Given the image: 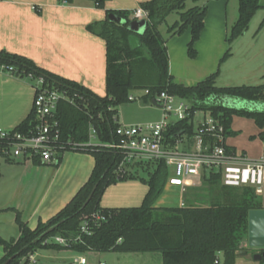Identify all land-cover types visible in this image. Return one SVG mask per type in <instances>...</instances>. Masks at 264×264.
<instances>
[{
  "label": "trees",
  "instance_id": "16d2710c",
  "mask_svg": "<svg viewBox=\"0 0 264 264\" xmlns=\"http://www.w3.org/2000/svg\"><path fill=\"white\" fill-rule=\"evenodd\" d=\"M70 4L74 0H57ZM91 1L104 8L107 0ZM187 0H148L139 7L147 12L142 32L129 29L132 11L107 10L100 22L89 24L87 29L105 41V95L99 96L86 87L38 67L30 59L0 50V70L31 84L39 78L43 85L65 91L68 99L57 106L60 124V152L78 151L94 158V166L87 181L69 202L46 222H39L30 229L16 214L19 236L4 239L0 236L3 255L0 264L9 258L8 264H20L23 258L39 249L69 250L79 255L87 252H159L162 264H236L240 245L247 237L248 213L263 209L254 189L248 186L230 187L222 184L221 172L203 168L200 184L187 187L181 207H154L153 203L162 193L169 174L164 161H136L123 166L125 173L118 171L123 159L116 149L102 144L116 140L114 130L118 126V109L131 103L129 95L147 89L141 96L144 105H152L156 94L165 91L187 101L190 105L187 118L170 124L165 137L170 145L185 138L189 147L196 133L193 118L202 111L223 127L224 140L235 135L231 129L233 116L252 119L262 129L258 134L264 138V110H246L222 104L224 97L246 101L264 102V82L259 85L217 86L216 74L193 86L176 83L169 72L166 38L159 30L171 13L178 19L167 27L169 35H179L190 29L187 54L196 56L194 44L203 28L206 8L194 4L186 8ZM237 19L230 27L227 40L231 43L247 28L254 14L264 8L261 0H237ZM114 15L122 21L110 17ZM264 28V17L260 23ZM228 53H226L227 56ZM33 125V115L15 129L27 132ZM94 129L97 144H89L90 130ZM210 147L218 144L215 137H205ZM223 146L227 153H236L232 147ZM6 147L0 141V150ZM4 155V154H3ZM60 156L58 157V159ZM126 179H139L148 186L140 206L103 208L101 196L111 184ZM94 189V190H93ZM93 190V192H92ZM91 198L82 208L87 197ZM104 216L105 220H96ZM50 233L39 238L49 227ZM85 226L89 233L81 230ZM60 236L65 244L57 243ZM38 240L34 242L35 239ZM264 256L258 264H264Z\"/></svg>",
  "mask_w": 264,
  "mask_h": 264
},
{
  "label": "crops",
  "instance_id": "0c3cea01",
  "mask_svg": "<svg viewBox=\"0 0 264 264\" xmlns=\"http://www.w3.org/2000/svg\"><path fill=\"white\" fill-rule=\"evenodd\" d=\"M145 1L148 0H107L104 8H98L86 0H74L70 4H59L57 0H0V50L24 56L38 67L104 96L105 41L89 32L87 26L104 20L107 10L133 12ZM237 2H196L206 8V14L200 36L194 44L196 56L193 58L187 54L189 28L179 35H169L167 27L176 20L162 27L165 34L159 25L160 32L166 38L169 72L176 83L193 86L212 74H216L217 86L259 85L264 82V28L260 26L264 8H260L256 20L253 22L258 11L248 28L229 43L227 35L237 19ZM131 21L142 23L145 28V19L132 17ZM33 99L34 89L30 82L0 70V128L16 129L31 113ZM231 102L235 108L264 110L262 102L241 99ZM142 106L140 109H149L153 105ZM125 108L121 105L118 109L119 123L136 124L155 120L140 121L137 116L129 115ZM130 110L137 111L136 108ZM231 129L236 134L226 137L225 144L232 147L236 154L244 155L249 160H256L264 154V138L258 135L262 129L252 119L233 116ZM93 166V156L78 151H65L58 160L50 163L38 160L28 163L6 157L0 150V236L4 238L7 230L12 231L10 239L19 236L17 213L30 229L54 216L87 181ZM199 184L200 179L194 186ZM147 191L148 186L139 179L118 181L106 187L100 206L137 207L142 204ZM186 191L188 188L183 191L165 182L153 206L181 207ZM247 249L246 237L240 245L236 264H246L245 261L252 258L255 251L250 254ZM149 253L154 252L91 251L87 252L91 263L88 257L81 255L86 258V264H107L103 258L107 254H111L117 263L133 264L139 259L149 260V255L137 257ZM2 255L1 247L0 257ZM218 259L221 261L220 254ZM158 260L162 264L161 255ZM255 262L258 264V261Z\"/></svg>",
  "mask_w": 264,
  "mask_h": 264
},
{
  "label": "built area",
  "instance_id": "2783aa9c",
  "mask_svg": "<svg viewBox=\"0 0 264 264\" xmlns=\"http://www.w3.org/2000/svg\"><path fill=\"white\" fill-rule=\"evenodd\" d=\"M134 19L147 18V12L136 7L132 12ZM34 99L31 114L33 125L27 132L0 128V141L6 144L2 149L6 157L24 162L50 163L58 160L63 152L60 140L61 130L57 118V106L60 100L68 99L65 91L43 85L41 78L32 84ZM148 93L147 89L133 92L129 100L138 101ZM153 106L161 111V117L154 121L127 124L119 123L114 130L116 140L102 144L104 147L118 150L123 155L118 171L125 173L126 164L136 161H164L169 168L166 183L185 190L194 186L201 177L203 168L221 172L222 184L230 187L248 186L256 195L264 194V154L256 160H249L244 155L227 153L223 127L210 116L204 117L195 127L193 143L186 146L185 138H180L170 145L165 137L170 124L188 117L190 105L184 99L162 91L156 94ZM172 117L173 119H169ZM94 129L90 130V141L96 139ZM215 137L218 144L210 147L205 137ZM65 152V151H64ZM96 220H105L104 216H96ZM82 231L89 233L83 226ZM53 240L65 244L66 240L56 236ZM255 253L264 256V246L253 248ZM215 264H219L218 259ZM20 264H37L36 252L23 258ZM70 264H86L83 255L73 257Z\"/></svg>",
  "mask_w": 264,
  "mask_h": 264
},
{
  "label": "rangeland",
  "instance_id": "374dc122",
  "mask_svg": "<svg viewBox=\"0 0 264 264\" xmlns=\"http://www.w3.org/2000/svg\"><path fill=\"white\" fill-rule=\"evenodd\" d=\"M262 5H264V0H261ZM194 3L191 0H187L186 1V8L192 6ZM260 14V12L258 11L256 13V16L253 19V22L256 20V18L258 17V15ZM178 16L177 13L173 12L171 13L165 20L164 23L161 24V31L162 33L164 32L163 28L164 26H166L167 24H170L172 22V20H177ZM262 33V32H261ZM165 34V32L163 33ZM262 37V34H260ZM259 37V36H258ZM229 100V102H227ZM234 100H239L237 98H231V97H224L221 99L222 104L226 105V106H230V107H235V105L233 106L231 101ZM187 102V101H186ZM188 103V102H187ZM264 103V102H262ZM143 104L140 103V101H136V102H131V103H127L125 105L126 110L128 111L127 113L131 116H137L138 120L140 119V121L142 120H157L161 117V111L158 108H155L154 106H151L152 108L149 109H140V106H142ZM139 107V109H138ZM137 109L136 112L131 111L130 109ZM238 108V107H237ZM131 113H130V112ZM204 117H206V115L202 112V111H197L194 115L193 118V124L196 127L198 122L201 121ZM169 119H173L172 117H170ZM97 140L96 139H91V143H96ZM189 191V190H188ZM188 191H186L185 193H187ZM184 193V194H185ZM259 201L264 204V194L258 197ZM4 238L9 240L12 235V231L7 230L4 233ZM1 249V247H0ZM247 251L251 254L254 253V249L253 248H249L247 249ZM77 253L73 252V251H69V250H51V249H39L36 251V259H37V264H69L72 262L73 257L76 256ZM84 256L89 258V263H91L92 261L90 260V255L87 253L83 254ZM140 255H144V256H137V257H147L149 255V257H151L149 260H143V259H139L138 261H135L133 264H159V257H160V253L159 252H154V253H149V254H140ZM103 258L107 261V264H123V263H117L115 261H113L111 254H107L105 256H103ZM246 264H255L256 262L252 260V258H248L245 261ZM264 263V262H263ZM95 264V263H93Z\"/></svg>",
  "mask_w": 264,
  "mask_h": 264
},
{
  "label": "water",
  "instance_id": "95a60500",
  "mask_svg": "<svg viewBox=\"0 0 264 264\" xmlns=\"http://www.w3.org/2000/svg\"><path fill=\"white\" fill-rule=\"evenodd\" d=\"M111 18L122 21L120 18L110 15ZM123 22V21H122ZM129 29L135 32H142L144 30V26L142 23H137L135 21H131L128 24ZM94 190V189H93ZM92 190V192H93ZM92 192L87 197L85 203L82 205V208L87 204L89 199L91 198ZM57 224L49 227L39 238L45 236L46 234L50 233L54 228H56ZM38 240L35 239L34 242ZM247 245L249 248H255L264 246V208L263 209H255L250 210L248 213V223H247ZM253 261H259L261 259V254L254 253L252 255ZM11 258L5 261L3 264H8Z\"/></svg>",
  "mask_w": 264,
  "mask_h": 264
}]
</instances>
